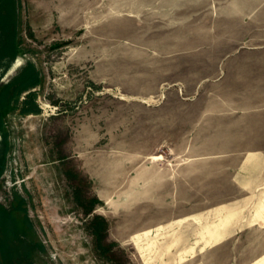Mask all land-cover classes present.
<instances>
[{
	"label": "rangeland",
	"instance_id": "1",
	"mask_svg": "<svg viewBox=\"0 0 264 264\" xmlns=\"http://www.w3.org/2000/svg\"><path fill=\"white\" fill-rule=\"evenodd\" d=\"M16 1L22 64L10 71L2 55L15 16L0 3V93L33 64L41 112H20L26 91L0 128V264H249L264 254V220L193 253L196 222L156 230L222 203L249 220L264 199V189L185 174L214 136L200 131L208 102L193 99L213 87L225 50L249 43L216 18L264 14V0ZM96 216L108 224L102 247ZM150 228L142 246L154 243L140 249L133 236Z\"/></svg>",
	"mask_w": 264,
	"mask_h": 264
},
{
	"label": "crops",
	"instance_id": "2",
	"mask_svg": "<svg viewBox=\"0 0 264 264\" xmlns=\"http://www.w3.org/2000/svg\"><path fill=\"white\" fill-rule=\"evenodd\" d=\"M216 20L219 30L240 32L249 43L225 50L226 58L230 59L219 65L221 70L211 83L213 87L193 99L202 97V102H208L201 107L200 131L214 136L202 143L201 153L188 158L185 174L191 181L201 179L215 185L227 181L237 191L255 194L264 189V14L251 12L245 15L231 11L220 13ZM206 28L210 26L204 23L197 26L198 30ZM256 31L258 36L253 35ZM244 208L240 204L222 203L202 213L160 225L156 230L174 229L194 221L198 224L194 231L197 237L194 245L185 248L184 252L193 253L196 245L204 251L228 239L235 228L242 227L246 221L254 225L258 220H264V199L257 204L249 220L244 215ZM153 232L150 228L133 236L140 249L152 247L154 242L142 246V241L151 240ZM249 264H264V254Z\"/></svg>",
	"mask_w": 264,
	"mask_h": 264
},
{
	"label": "trees",
	"instance_id": "3",
	"mask_svg": "<svg viewBox=\"0 0 264 264\" xmlns=\"http://www.w3.org/2000/svg\"><path fill=\"white\" fill-rule=\"evenodd\" d=\"M0 3H4L6 14L8 17V13L12 11L15 16V21L13 23H9L11 32L10 37H7V42H5L3 46V53L2 55H6L5 53L9 50L11 52V57L15 60L16 57L19 55L18 51V44H16V26H17V7L18 2L16 0H0ZM8 26V28H9ZM15 30V31H14ZM13 60V61H14ZM40 73L36 69V67L33 64L27 65L24 71H22L19 75L15 76L12 81L5 86V88L0 93V128L4 129L5 125V112L8 110L14 109L16 105L19 103L20 96L26 92L29 91L22 102V107L20 109V112L23 114H38L41 112V108L39 107L38 103L36 102V90L32 91L31 88L36 87L39 85ZM14 103V104H12ZM2 161V162H1ZM1 163H3V159L0 160ZM3 166L0 165V175L2 173ZM98 201L97 199L93 200V204L91 205L88 210H92L93 205L95 202ZM107 221L102 216H96L95 222H94V234L98 237V240H100V246L102 247V239L107 234ZM107 246H104V253L108 251Z\"/></svg>",
	"mask_w": 264,
	"mask_h": 264
},
{
	"label": "bare ground",
	"instance_id": "4",
	"mask_svg": "<svg viewBox=\"0 0 264 264\" xmlns=\"http://www.w3.org/2000/svg\"><path fill=\"white\" fill-rule=\"evenodd\" d=\"M22 64V57L21 56H18V58L16 60H14L12 66H11V70L17 68L18 66H20Z\"/></svg>",
	"mask_w": 264,
	"mask_h": 264
}]
</instances>
